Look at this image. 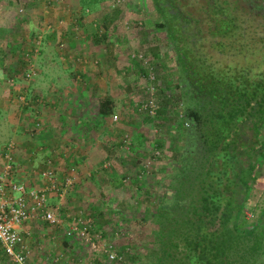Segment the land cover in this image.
Returning a JSON list of instances; mask_svg holds the SVG:
<instances>
[{"label": "trees", "instance_id": "trees-1", "mask_svg": "<svg viewBox=\"0 0 264 264\" xmlns=\"http://www.w3.org/2000/svg\"><path fill=\"white\" fill-rule=\"evenodd\" d=\"M7 1L0 0V4ZM50 1L45 6L46 10L53 5L54 0ZM101 1L78 0V12L73 13L76 7L70 12L71 26L72 24L78 27L85 26V11L91 12ZM112 2L115 3V0ZM148 2L151 10L147 17L153 31L159 33L150 34V39L141 44V47L150 46L140 54L141 59L134 53L131 57L126 53L124 55L126 63L124 62L125 66L122 68L134 70L145 80L141 90L142 98H136L132 102L133 112L156 127L173 118L176 136L173 138L174 142L172 140L170 142V138L168 140L170 156H164L162 152V139L158 135L154 138V148L157 150L155 157L158 160L165 159L164 164L169 165V169L163 170L168 195L155 203L153 211H150L147 205L144 206L138 218L134 220L137 227L148 229L149 238L145 240L147 252H144L147 260L141 263L139 258L143 256L140 254L142 246L131 241L132 245L126 246L127 251L123 247L120 251L117 250L121 259L111 261V264L130 262V264H260L259 257L264 254V208L260 218L251 225H247L248 220L243 209L251 187L259 176L257 170L264 165V66L259 63L251 65L253 60L247 58L245 53L249 45L256 48V51L264 47V35L256 39L253 36L255 27L264 28V0H148ZM113 10H116V13L122 12L117 3ZM41 15L39 14V19ZM28 17L31 18L25 11L21 12V16H17L18 21L10 30L18 31ZM102 21L97 30L91 26L92 30L86 31L88 41L89 38L92 43L106 41L108 30L107 25H104L106 17ZM117 21L120 22L121 18ZM128 22L130 25L124 32L126 37L130 35L136 39L137 36L146 37L147 27L144 28V22L131 21L134 24L132 26L131 22ZM37 23L40 27L39 22ZM137 27L139 29L134 31ZM8 32L10 34V31ZM53 32L43 33L38 45L39 51L40 45L55 35ZM39 33H42V29L32 31L31 40L20 37L19 40L13 41L11 51L22 59L15 64L14 74L8 77L10 90L18 91L22 87L16 86L18 80L16 75L23 77L25 74L27 69L22 68L28 61L24 60L23 56L34 55V42ZM60 36L68 39L67 53H71L78 34L76 35L70 28L61 30L58 34L59 39ZM163 43L169 44L172 56L169 57L165 53L159 56L158 46ZM133 50L136 51L135 48ZM2 51L1 48L0 53ZM119 59L118 62L122 64V60ZM21 65L22 68L19 70ZM167 67L170 68V73L164 72ZM169 74L170 80L167 78ZM97 87L98 85L93 84L90 88L94 91ZM65 94L67 93L60 92L57 98L61 99L66 96ZM23 96L27 102L29 96L24 92ZM149 98L152 99L153 107L148 104ZM42 101L44 106L55 112L53 111L56 109L55 102H48L46 99ZM113 103L110 96H100L93 116L83 117L79 121L83 122L84 127L87 125L86 128L97 129L98 120L103 121L110 115H117L113 113ZM122 104L125 105V102ZM24 107L31 109L29 104ZM76 110L82 113L81 107ZM67 115L59 116L56 113L54 117L58 119L57 123L60 125L67 120L75 121L69 116L67 118ZM32 117L27 116L32 119L33 124H23L26 125L23 134L30 140L42 136L40 126H44ZM89 122L92 124L88 125ZM35 123L37 127L34 126ZM52 135L48 134L46 140L37 143L39 145L36 148L40 147V151L43 148L50 149L51 143L55 147L57 143L51 140ZM150 148L154 149L152 146ZM149 152L150 158H153V152L151 150ZM136 155L139 156L140 153ZM49 157L52 161V157L50 155ZM77 158L80 160L82 157L75 159ZM104 158L98 162L100 171L109 167L108 175L113 185L121 182L122 186H130L127 183L143 181L139 170L136 173L126 172L124 177V173L118 175L110 165L102 168L101 166L108 160L107 156ZM69 167H74L76 172L79 169L83 170L78 163H73L65 166L66 172ZM78 173L74 185L65 192L67 202L64 201L62 206L58 207V212H61L66 222L72 217L90 218L93 225L96 220L92 207L87 211L76 208L72 214L64 213L67 203L73 200L72 194L82 184L81 181L94 180L99 170H91L86 175ZM63 175L57 176L60 182ZM135 186L134 188L130 186L135 192L141 189L137 183ZM50 199L55 200L54 205L49 204L54 209L58 196L51 195L48 202ZM115 213L118 212L114 211ZM119 219L113 218L111 225L115 227L114 229L120 228V222L124 221L126 224L130 222L123 220L122 217ZM32 223L47 226L44 221H32L30 224ZM102 228L97 224L95 231L101 230L104 235ZM35 231L38 232L36 229ZM33 243L34 241L31 242V246L35 245ZM62 244L65 245L66 241L63 240ZM9 263L15 264L10 260Z\"/></svg>", "mask_w": 264, "mask_h": 264}, {"label": "rangeland", "instance_id": "rangeland-1", "mask_svg": "<svg viewBox=\"0 0 264 264\" xmlns=\"http://www.w3.org/2000/svg\"><path fill=\"white\" fill-rule=\"evenodd\" d=\"M73 1L75 2L76 0ZM48 2L51 1L25 0L26 5L18 6L16 9L14 8L16 5L12 6V8H8L6 5L2 9L4 5L0 4V49H3L2 53H0V147L9 141L16 146L12 147V166L15 170L12 175L14 179L24 180L22 177L24 171L29 170L30 174L26 175L29 180L27 181L28 185L36 186L38 183L43 182L38 172L44 168V160L50 159L49 155L52 157L50 165L54 166L56 177L65 174V166L73 163H78L83 169L82 171L79 169L77 175L79 174L78 172H80V175H86L91 170H99V173L94 176V180L81 181L82 184L72 194L73 200L67 203L64 213L72 214L76 208L87 211V209L92 207L95 211L94 217L96 221L95 224H91V227L95 228L97 224L103 227L102 229L105 232L103 242L109 241L116 252L117 250L120 251L122 247L127 251V244L132 245L131 241H135L136 244L142 246L140 254L143 256L139 260L141 263L142 261L145 262L147 260L146 253H144L147 252L145 240L149 238L148 229L147 227H137L134 220L138 218L137 216L144 209V206L147 205L149 210L153 211L154 206H156L155 203H158L161 198H166L168 190L165 188L164 178L166 175H164L165 172L163 170L169 169V165L164 164L165 159H163L164 161L162 159L158 160L155 157L156 154L152 155L153 158H150L149 151H152L150 147L154 146V138L158 135L163 142L162 152L164 156H170L168 140L170 138V142L171 140L174 142L175 139L173 138L176 136L173 130L175 126L173 118L164 123V125L156 127L153 123L144 120L142 116L132 111L131 105L134 99L142 98L141 90L145 80L140 75H137L134 70H123L122 68L126 63V59H124L126 53L130 57L134 54L138 57L139 54L150 47H141V44L150 39V34L159 33L158 31H153L152 24L147 17L151 6L148 0H115L119 5V9L122 10V12L116 13L117 11L113 10L115 3L112 0L101 2L98 8L85 13L84 22L86 25L78 27L73 24L71 26V18L69 17L71 12L70 5L62 6L63 10L59 9L57 15L61 16H54L53 9L57 7L58 0L52 1L54 6L51 5L46 12L44 6L48 5ZM63 2L65 1L63 0ZM25 7L27 8L26 11L24 10ZM19 8H22V11H18ZM24 11L31 18L28 17L26 23L21 28L19 27L18 31L10 30L14 23L18 21L17 16H21V12ZM74 12H78L77 8L74 9ZM39 14H42L40 19L38 18ZM105 17L106 23L104 25L108 27L106 41H103V43H92L90 38L88 41L87 36H85L87 35L85 34L86 31L90 32L92 30V23L94 24V29L97 30ZM119 18H121L120 22L117 21ZM127 20L130 22L135 20L144 22V28L147 27L145 29L146 37L137 35V39L131 35L126 37L124 32L130 25ZM37 22H39L40 27ZM133 22H131V26L134 25ZM45 24L53 26L55 35L50 36L47 42L44 41L40 45L41 51L38 52L39 54L31 55L28 60L29 63L23 68L22 65L19 68V70L21 68H26L27 70L30 68L32 76L24 78V74L23 77L16 75L18 79L16 80V86L22 87L18 91L16 89L10 90L8 88L10 83L7 81L8 77L14 74L15 64L19 63V59H22V57H18L17 53L11 51L10 48L14 43L13 41L19 40L20 37L31 40V32L44 29ZM70 28L78 36L74 48L71 50L72 52L67 53L69 48H67L66 42L68 39L60 36V39H62L60 41L58 34L61 30ZM135 29L138 30L139 28H134V31ZM8 31H10V34ZM253 31L255 32L253 34L255 39L264 35V28L255 27ZM80 36H85L86 38L81 39ZM60 42L63 44L62 47L58 46ZM149 45L151 44L149 43ZM249 46L245 55L253 60L251 65L259 63L264 66V47L256 51V48L252 45ZM158 47L159 56L164 53L169 57L172 56L168 43L159 44ZM23 57L25 60L26 56ZM118 57L123 58L119 59ZM117 58L119 61L122 60V64L118 62ZM254 59L257 61L255 62ZM229 60L234 61L236 58H229ZM66 65L68 69L63 71ZM164 72L170 73V68L167 67ZM164 75L166 76V74ZM167 78L170 80V74ZM159 79L161 80V77ZM93 84L98 85L97 90L93 91L90 88ZM51 88H55V91L47 95L46 92L52 91ZM58 88L61 92L68 93V96L66 95L62 100L58 99L56 92ZM23 92L29 96L26 104H29L31 109L25 108L26 104L19 105L24 101ZM44 95L46 98H40ZM102 95L111 96L114 102L113 113L117 114L116 119L111 120L112 117L110 115L103 121L102 119L98 120L97 129L86 128L87 125L84 127L83 122L79 120L86 116L88 118L93 116L96 112V102L99 96ZM49 96H53L52 99ZM128 97L129 99H127ZM34 99L36 100L34 101ZM45 99L48 102H55L56 109L53 110L55 112L51 113L52 111L50 112L49 108L44 106V101L42 100ZM122 102H125V105ZM2 103L8 106V109H6L8 111L4 110L1 106ZM10 105H13V107L15 105L21 114L20 120L11 116L14 115V108ZM79 107L82 108V113L76 110ZM45 113L53 114V117L56 113L59 116L68 114L67 118L69 116L70 119L75 121L67 120L64 124L61 123V126L60 123H57V119L55 123H53L54 120L53 122L50 119L46 120V118L43 120L42 114ZM83 113L86 114L82 115ZM23 114L26 118L21 120ZM27 116L30 118L34 116V118L32 117L33 119H37L44 125L40 126V130L43 131L42 134L45 135L46 131H48L45 130V126L47 129H51L49 134L55 132L51 136V138L54 136L59 137L55 147L51 143L50 149L43 148L40 151L36 148L39 145L37 143L46 140V138L40 136L31 140L27 139V136L23 134L26 125L23 124H33V121L31 122L32 119L27 118ZM91 124L92 122L88 123V125ZM81 126L84 128L82 130L83 136L80 134L82 133ZM137 153H140V155L137 156ZM79 156L82 157L80 160L78 158V160L75 159ZM106 156L108 160H104L105 162L101 167L106 168L107 165H110L116 170L118 175L124 173L125 177L126 172L136 173V171L142 170L144 172L143 177L140 176L143 178L142 182L140 180V183L137 181L127 183L133 188L136 187L135 183H137L141 189L135 192V189L130 186H122L121 182L113 185L108 175L109 167L100 171L101 168L98 163ZM27 158H31V161H27ZM74 159L76 161L73 162ZM2 161L3 159L0 156V168ZM27 163L32 164L30 169ZM82 163L83 167L81 166ZM257 171L259 176L251 187L243 209L248 220L247 225H251L259 219L264 208V165L258 168ZM80 179L85 178L80 177ZM54 201V199H50L49 204L54 205ZM114 211L118 213L114 214ZM121 217L123 220H129L130 222L127 224L124 221L123 223L120 222V228L114 229L115 227L111 225L113 224V218L121 219ZM24 227H29L34 232L32 236L35 237V241L33 240L35 245L32 248L31 258L23 264H111L103 257L101 250L98 248L92 249L90 244L84 239L75 238L76 236L66 238L61 233L63 228L54 230L50 226L43 227L41 224L35 225L34 223L26 224ZM119 232H122V234H119ZM92 235L90 231V237H93ZM63 240L66 241L65 245L62 244ZM47 252L49 255H47ZM53 258H57V260L54 262ZM259 261L260 264H264V254L259 257ZM0 264H10L8 258L2 252L0 253Z\"/></svg>", "mask_w": 264, "mask_h": 264}, {"label": "built area", "instance_id": "built-area-1", "mask_svg": "<svg viewBox=\"0 0 264 264\" xmlns=\"http://www.w3.org/2000/svg\"><path fill=\"white\" fill-rule=\"evenodd\" d=\"M18 11H22V8H19ZM85 13L88 12L85 11ZM91 25L94 27L93 23ZM47 32H53L51 24H45L42 33L37 35L34 42V55H37L39 52L38 45L42 40L43 33ZM58 46L62 47L63 44L60 42ZM30 57L31 55H26L27 61ZM138 58H140V54ZM30 72L32 71L29 68L24 76H32ZM26 103L24 100L19 105H25ZM148 104L150 107L154 106L151 98L148 99ZM111 117V120H115L117 115H112ZM34 126L37 127L36 123ZM13 146H15L13 142L9 141L0 147V156L3 159L0 168V250L8 260L15 264H23L31 258L33 248L31 242L35 241V237L32 236L31 229L24 226L38 220L46 222L47 226L52 227L54 230L63 228L61 233L66 238L76 236L75 238L84 239L90 244L92 249L98 248L101 250L103 257L108 262L120 260L121 257L117 251L115 252L112 244L109 241L103 242L104 235H102V231H95V228L91 227L90 218L77 219L72 217L70 221L64 223L63 215L61 212H58V207L62 206V203L65 201V192L74 185V180L77 177L75 168L69 167L60 182L53 171V167L50 165V159L47 158L44 160V168L38 172L43 182L34 186L28 185L22 180L16 181L17 179L15 180L12 175L15 172L12 166ZM152 147L154 148V146ZM39 148L38 150H40ZM152 151L153 155L157 154L155 148ZM143 173V171H140L139 175L142 176ZM51 195H56L59 199L54 209L49 206L48 202V197ZM90 231L95 238L90 237ZM119 234H122V232H119ZM47 255H49L48 252ZM52 260L55 262L57 258H53Z\"/></svg>", "mask_w": 264, "mask_h": 264}, {"label": "crops", "instance_id": "crops-1", "mask_svg": "<svg viewBox=\"0 0 264 264\" xmlns=\"http://www.w3.org/2000/svg\"><path fill=\"white\" fill-rule=\"evenodd\" d=\"M61 0H58V3L60 2ZM65 2H63V0L61 1V2H63V3H61L60 2V4H58L57 3V7L55 8V9H53V13H54V16H61V15H57V12L59 11V9L60 10H63L62 9V6L63 7H65L66 5H70V6H72V7H70V10L71 9H73L74 7H78V0H76L75 2L73 1L72 2V0H64ZM69 1H71V2H69ZM105 1H108V0H102L101 2H105ZM15 2H17V3H15ZM101 2H99V4L101 3ZM68 3H70V4H68ZM23 5V6H25L26 5V3H25V0H18V1H13V0H8L7 1V3H5V4H3L2 6H3V8L2 9H4L5 8V6L7 5L8 6V8H12V6H15L14 8L16 9L18 6H21V5ZM99 4H97V7L96 8H98V5ZM79 8V7H78ZM95 8V9H96ZM24 10L26 11L27 10V8L25 7L24 8ZM131 11H133V10H131ZM129 14V13H128ZM67 15V14H66ZM115 55V54H114ZM66 69H68V66L66 65L65 67H64V69H63V71H65ZM52 89V91H49L48 93L46 92V94L48 95V94H50L51 92H53V91H55V88H51ZM59 90V91H58ZM58 90L56 91L57 92V95L61 92V90L58 88ZM109 90V93H110V88L108 89ZM46 91V90H45ZM105 91H106V89H105ZM68 94V93H67ZM67 94H65V95H67ZM42 97V96H41ZM52 97L53 96H49V98L50 99H52ZM100 97V96H99ZM111 97V96H110ZM42 98H46V96L44 95ZM63 97H61V99H62ZM51 101H54V100H51ZM3 108H4V110L5 111H8V110H6V109H8V106H6V104H3L2 103V105H1ZM10 106H12V108H14V115H11V116H14L15 117V119H19L20 120V116H21V114L18 112V110L16 109V107H15V105H14V107H13V105H10ZM49 111L51 112V110L49 109ZM51 113H53V112H51ZM10 114V113H9ZM42 116H43V120H44V118H46V120H48V119H50L51 120V122H53V120H54V122L53 123H55L56 122V117H53L51 114H49V113H45V114H42ZM24 117H25V115L23 114L22 115V119L21 120H24ZM53 117V118H52ZM58 120V119H57ZM58 122V121H57ZM45 130H48V131H46V134L44 135V134H42V136H43V138H46L47 136H48V134H49V132H50V130L51 129H45ZM55 132H52V133H50V134H54ZM81 134V133H80ZM79 134V135H80ZM81 136H83V134H81ZM58 138L59 137H57V136H54L53 137V139H52V141L53 142H56V143H58L57 142V140H58ZM84 153H86V152H84ZM51 156V155H50ZM27 161H31V158H27ZM84 161V160H83ZM82 161V162H83ZM27 166H29V169H30V166H32V164L30 165L29 163H27ZM81 166L83 167V163L81 164ZM65 170V169H64ZM30 171L29 170H26V171H24V175L22 176L23 178H24V180H22L23 182H25L26 184H28V182L27 181H29L28 179H27V177H26V175H29L30 173H29ZM17 179V178H16ZM15 179V180H16ZM16 181H18V179L16 180ZM19 181H21V179L19 180ZM82 186V185H81Z\"/></svg>", "mask_w": 264, "mask_h": 264}]
</instances>
